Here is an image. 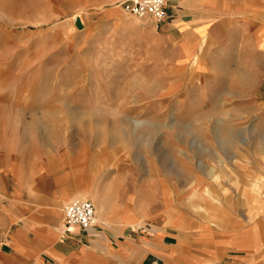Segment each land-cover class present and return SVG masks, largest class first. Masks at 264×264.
<instances>
[{"label":"rangeland","instance_id":"obj_1","mask_svg":"<svg viewBox=\"0 0 264 264\" xmlns=\"http://www.w3.org/2000/svg\"><path fill=\"white\" fill-rule=\"evenodd\" d=\"M121 1L0 0V177L71 173L69 201L139 230L264 231L261 59L180 50L166 0L163 21Z\"/></svg>","mask_w":264,"mask_h":264},{"label":"crops","instance_id":"obj_2","mask_svg":"<svg viewBox=\"0 0 264 264\" xmlns=\"http://www.w3.org/2000/svg\"><path fill=\"white\" fill-rule=\"evenodd\" d=\"M166 1L172 18L165 34L179 37L180 50L209 47L216 64L236 71L243 60L255 68L260 58L264 71V0ZM0 187V264H264L261 228L227 234L161 222L139 230L129 219H108L101 213L107 202L97 198V223L64 236V206L80 192L71 173L35 168L31 175L0 177Z\"/></svg>","mask_w":264,"mask_h":264},{"label":"built area","instance_id":"obj_3","mask_svg":"<svg viewBox=\"0 0 264 264\" xmlns=\"http://www.w3.org/2000/svg\"><path fill=\"white\" fill-rule=\"evenodd\" d=\"M120 5L123 9L135 16H150L157 21L167 18L165 0H122ZM96 205L89 199L75 197L64 206V229L63 234L67 235L70 228L87 230L97 223Z\"/></svg>","mask_w":264,"mask_h":264},{"label":"water","instance_id":"obj_4","mask_svg":"<svg viewBox=\"0 0 264 264\" xmlns=\"http://www.w3.org/2000/svg\"><path fill=\"white\" fill-rule=\"evenodd\" d=\"M76 26L79 29L83 28V24H82V20L81 19L77 18V20H76Z\"/></svg>","mask_w":264,"mask_h":264},{"label":"bare ground","instance_id":"obj_5","mask_svg":"<svg viewBox=\"0 0 264 264\" xmlns=\"http://www.w3.org/2000/svg\"><path fill=\"white\" fill-rule=\"evenodd\" d=\"M77 18H79V19H80V17H78V16H77V17H75V19H76V20H77Z\"/></svg>","mask_w":264,"mask_h":264}]
</instances>
